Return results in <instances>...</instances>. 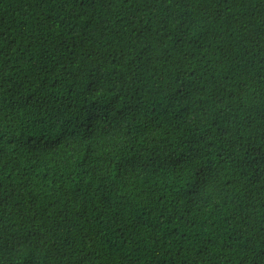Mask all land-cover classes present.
Returning a JSON list of instances; mask_svg holds the SVG:
<instances>
[{"label": "trees", "instance_id": "obj_1", "mask_svg": "<svg viewBox=\"0 0 264 264\" xmlns=\"http://www.w3.org/2000/svg\"><path fill=\"white\" fill-rule=\"evenodd\" d=\"M0 264H264V0H0Z\"/></svg>", "mask_w": 264, "mask_h": 264}]
</instances>
